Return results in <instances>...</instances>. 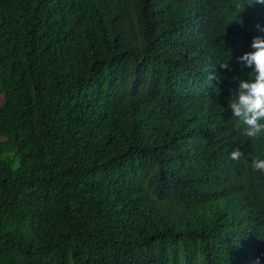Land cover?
Listing matches in <instances>:
<instances>
[{"label":"trees","instance_id":"16d2710c","mask_svg":"<svg viewBox=\"0 0 264 264\" xmlns=\"http://www.w3.org/2000/svg\"><path fill=\"white\" fill-rule=\"evenodd\" d=\"M233 3L0 0V264H264Z\"/></svg>","mask_w":264,"mask_h":264},{"label":"clouds","instance_id":"9594fccd","mask_svg":"<svg viewBox=\"0 0 264 264\" xmlns=\"http://www.w3.org/2000/svg\"><path fill=\"white\" fill-rule=\"evenodd\" d=\"M253 3L264 5V0H234L232 7L239 15L245 10V6ZM257 28L264 31L260 25ZM251 48L253 51L245 52L237 61L242 67H250L253 71L247 74L249 79L239 81L236 97L229 101L228 107L237 127L242 128V134L256 139L264 135V38L254 37ZM220 67L226 69L228 64L222 63ZM212 78L209 75V79ZM229 155L233 160H241L244 153L237 148ZM250 167L256 172L264 173V158L252 159ZM256 264H259V259Z\"/></svg>","mask_w":264,"mask_h":264}]
</instances>
